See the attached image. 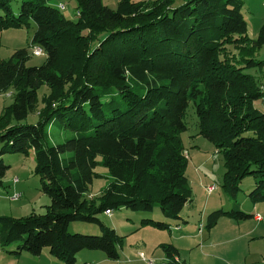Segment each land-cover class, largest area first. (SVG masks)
<instances>
[{
	"label": "trees",
	"instance_id": "16d2710c",
	"mask_svg": "<svg viewBox=\"0 0 264 264\" xmlns=\"http://www.w3.org/2000/svg\"><path fill=\"white\" fill-rule=\"evenodd\" d=\"M57 0H0V31L35 24L31 46L45 60L27 66V48L0 59V93L12 102L0 115V186L5 153H33L34 174L49 198L43 214L0 215V247L39 256L43 248L63 264H74L83 249L102 250L116 260L119 236L100 219L121 207L170 220L191 202L184 173L187 157L180 134L190 103L198 134L213 143L224 162L222 188L231 198L253 176L247 198L264 201V85L246 69L264 47V23L256 39L247 36L243 0H75L76 18H66ZM47 87L38 106L37 91ZM35 112L34 123L22 122ZM68 133L49 143L48 128ZM107 170L109 181L95 196L90 186ZM230 210L206 216L212 228L222 216L252 218L232 201ZM72 222L99 234L70 232ZM160 229L170 225L142 219ZM179 227V226H178ZM162 264H185L178 250L162 244ZM254 264H264L257 262Z\"/></svg>",
	"mask_w": 264,
	"mask_h": 264
},
{
	"label": "rangeland",
	"instance_id": "374dc122",
	"mask_svg": "<svg viewBox=\"0 0 264 264\" xmlns=\"http://www.w3.org/2000/svg\"><path fill=\"white\" fill-rule=\"evenodd\" d=\"M119 0H102L110 9H116ZM138 1V0H133ZM154 1V0H146ZM242 14L247 25V36L256 39L260 26L264 23V0H243ZM12 10L18 13L20 0H10ZM64 8L61 12L66 18H76L75 0H57ZM35 30V24L29 27L7 28L0 31V59H7L16 49L27 48L30 58L27 66L41 65L45 60L44 53L32 54L30 40ZM254 58L264 62V47L255 52ZM245 72L254 75L264 85V66L246 69ZM12 89L0 93V115L5 107L11 104ZM47 92L43 86L37 91L40 98ZM37 120L35 112L29 113L24 121L34 123ZM184 122L186 130L180 134L187 153V163L184 173L188 179L191 192V202H187L181 215L187 217V222L165 218L158 208L151 212L132 211L121 207L112 210L110 215L104 212L98 217L107 226L113 228L119 236L116 260L107 258L102 250L83 249L76 254L74 264H162L164 250L162 244H171L178 250L179 259L185 264H254L264 262V201L253 204L247 194L252 188L254 177L249 175L240 182V190L231 198L222 188L224 162L213 143L198 134L197 120L192 104L187 108ZM49 143L63 142L68 133L51 125L48 128ZM1 147V144H0ZM5 165H8L0 186V215L10 217H26L31 212L43 214L49 198L41 192L40 182L34 174L32 151L29 154L5 153L1 155ZM100 177H95L90 186V195H98L109 181L107 170L97 167ZM16 178V182L14 179ZM213 184L215 189L209 193L207 186ZM18 194L17 199H11ZM237 201L240 209L250 213V208H258L263 222L259 224L253 218L236 220L222 216L216 224L205 228L206 216L213 210H230L232 201ZM142 219H153L170 225V229H160L151 224H141ZM201 225V226H200ZM179 226V227H178ZM70 232L82 234H99L94 226L82 222H72ZM17 243L0 247V264H63L51 256L48 249L43 248L40 256L22 252L15 256L7 252L14 250Z\"/></svg>",
	"mask_w": 264,
	"mask_h": 264
},
{
	"label": "built area",
	"instance_id": "2783aa9c",
	"mask_svg": "<svg viewBox=\"0 0 264 264\" xmlns=\"http://www.w3.org/2000/svg\"><path fill=\"white\" fill-rule=\"evenodd\" d=\"M58 7L63 9L64 8V5L62 3H59L58 4ZM32 54L33 55H41L43 54V50L42 48H40L39 46H32ZM14 182H16V178L14 179ZM207 192L211 193L214 189H215V186L213 184H210L208 185L207 187ZM18 198V194H15L11 197V199H17ZM104 213L106 215H110L111 214V211L109 209L105 210ZM257 219H260L258 216H257Z\"/></svg>",
	"mask_w": 264,
	"mask_h": 264
},
{
	"label": "crops",
	"instance_id": "0c3cea01",
	"mask_svg": "<svg viewBox=\"0 0 264 264\" xmlns=\"http://www.w3.org/2000/svg\"><path fill=\"white\" fill-rule=\"evenodd\" d=\"M186 153H187V151H186ZM187 155H188V153H187ZM210 185V184H209ZM256 204V203H255ZM184 208V207H183ZM182 211H183V209H182ZM181 211V212H182ZM250 213H252V218L258 223L259 222V224L260 223H262L263 222V219L260 217V213H259V211H258V208L255 206V205H252V207L250 208ZM180 215H181V213H180ZM257 216L260 218V219H257ZM181 217L185 220V222H187V217L186 218H184V216H182L181 215ZM201 226V225H200ZM42 252H43V250L41 251V254H42ZM40 254V255H41ZM39 255V256H40ZM164 259H165V257H164ZM164 259H163V262H164ZM177 259H179V255H178V257H177ZM179 261H181L180 259H179Z\"/></svg>",
	"mask_w": 264,
	"mask_h": 264
}]
</instances>
